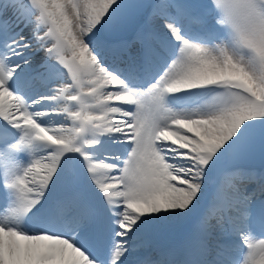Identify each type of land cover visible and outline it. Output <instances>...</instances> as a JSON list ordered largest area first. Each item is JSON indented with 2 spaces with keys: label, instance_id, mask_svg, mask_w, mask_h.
<instances>
[{
  "label": "snow or ice",
  "instance_id": "1",
  "mask_svg": "<svg viewBox=\"0 0 264 264\" xmlns=\"http://www.w3.org/2000/svg\"><path fill=\"white\" fill-rule=\"evenodd\" d=\"M0 264H264V0H0Z\"/></svg>",
  "mask_w": 264,
  "mask_h": 264
}]
</instances>
